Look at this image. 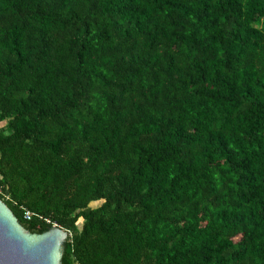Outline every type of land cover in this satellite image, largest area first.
Listing matches in <instances>:
<instances>
[{"label": "trees", "instance_id": "16d2710c", "mask_svg": "<svg viewBox=\"0 0 264 264\" xmlns=\"http://www.w3.org/2000/svg\"><path fill=\"white\" fill-rule=\"evenodd\" d=\"M0 200L61 264H264V0H0Z\"/></svg>", "mask_w": 264, "mask_h": 264}, {"label": "water", "instance_id": "95a60500", "mask_svg": "<svg viewBox=\"0 0 264 264\" xmlns=\"http://www.w3.org/2000/svg\"><path fill=\"white\" fill-rule=\"evenodd\" d=\"M67 238L68 232L59 227L29 233L0 200V264H61Z\"/></svg>", "mask_w": 264, "mask_h": 264}, {"label": "built area", "instance_id": "2783aa9c", "mask_svg": "<svg viewBox=\"0 0 264 264\" xmlns=\"http://www.w3.org/2000/svg\"><path fill=\"white\" fill-rule=\"evenodd\" d=\"M23 217H24L25 221H31L32 214H31L30 211L25 210V211L23 212ZM44 221H45L47 224H50V221H49V220L45 219ZM52 227H57V226H56L55 224H53ZM68 235H69V234H68Z\"/></svg>", "mask_w": 264, "mask_h": 264}, {"label": "rangeland", "instance_id": "374dc122", "mask_svg": "<svg viewBox=\"0 0 264 264\" xmlns=\"http://www.w3.org/2000/svg\"><path fill=\"white\" fill-rule=\"evenodd\" d=\"M63 244H64V242H63Z\"/></svg>", "mask_w": 264, "mask_h": 264}]
</instances>
